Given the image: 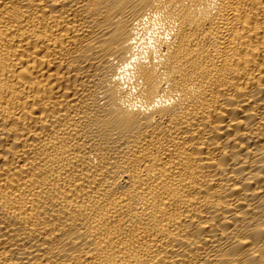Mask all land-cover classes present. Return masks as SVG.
Here are the masks:
<instances>
[{
  "label": "bare ground",
  "instance_id": "6f19581e",
  "mask_svg": "<svg viewBox=\"0 0 264 264\" xmlns=\"http://www.w3.org/2000/svg\"><path fill=\"white\" fill-rule=\"evenodd\" d=\"M0 264H264V0H0Z\"/></svg>",
  "mask_w": 264,
  "mask_h": 264
}]
</instances>
